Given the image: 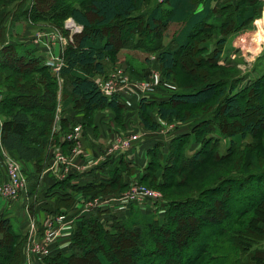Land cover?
<instances>
[{
    "label": "trees",
    "instance_id": "trees-1",
    "mask_svg": "<svg viewBox=\"0 0 264 264\" xmlns=\"http://www.w3.org/2000/svg\"><path fill=\"white\" fill-rule=\"evenodd\" d=\"M24 1H17L22 4L21 9L17 7L21 16L49 22L70 17L83 27L76 42L66 51L64 66L57 71L63 87L61 100L58 75L43 63L44 54L25 47L23 42L8 43L0 49V143L16 160L33 164V179L38 178L48 158L53 156L52 146L62 151L70 150L73 145L69 140L59 141L60 134L71 128V116L64 112L83 113L87 123L92 124L94 111L104 108L115 114L122 111L117 96H105L94 78L107 75L105 61L112 59L118 47L134 46L155 52L160 70L168 80L178 70L196 81L189 88L173 91L161 102L140 99L138 116L143 127L149 130L159 127V122L151 118L150 107H156L158 121L185 122L193 118L191 134L199 144L188 155L185 149L190 134L177 133L169 140L166 155L160 142L147 151L143 180H149L162 193L154 213L139 212L134 209V203L128 202V215L114 218L111 228H106L100 221V209H93L89 216L75 223L69 254L50 252L40 264H176L177 260L181 262L180 256L184 257V264H264V248L257 246L264 240V72L240 86L239 77L228 74L231 71L221 64L226 35L253 20L257 2L252 5L251 0H235V4L228 2L223 7L211 8L203 0V9L195 12L196 0H162L142 17L136 12L143 0H35L31 5ZM6 15L3 13L0 20ZM210 17L219 22L221 29L220 38L212 48L206 44L216 29ZM1 21L0 41L4 40ZM123 22L129 28L120 40H112L104 32L106 26ZM172 22L183 26L164 48L162 31ZM135 33L139 34L137 40L132 36ZM87 69L92 70L90 74L86 73ZM226 74L229 76L225 77ZM59 104L61 114L56 119ZM250 104L259 117L245 121L243 109ZM235 135L242 139L249 135L250 141L238 144L232 139ZM221 137L231 138L224 152L220 150ZM230 161L235 162L231 168L214 169ZM128 164L119 159L109 179L97 184L69 186L72 190L67 194L71 196L72 208L87 200L82 198L84 195H74L78 190L94 189V195L106 189L111 194L124 191L121 173L130 169ZM63 180L68 178L59 181ZM184 187H188L185 193H176ZM169 190L173 196L166 194ZM243 193L246 199L239 197L241 206L232 213L224 212V202L233 201L232 194L238 198ZM197 209L209 214V219H215L218 227L206 231L190 251L177 254L180 259H161V254L167 252L166 242L181 249L188 241L187 236L197 232L198 218L194 213ZM25 237L14 230L9 219L0 218V264H26ZM100 240L108 246H98ZM118 241L123 242L119 244L122 255L119 249L111 250ZM226 243L236 252L230 262L222 254L223 250L227 254L230 248Z\"/></svg>",
    "mask_w": 264,
    "mask_h": 264
},
{
    "label": "rangeland",
    "instance_id": "rangeland-1",
    "mask_svg": "<svg viewBox=\"0 0 264 264\" xmlns=\"http://www.w3.org/2000/svg\"><path fill=\"white\" fill-rule=\"evenodd\" d=\"M18 0H13V1H9V0H0V17L3 13H7L6 16H3V20L1 21L2 23V29L4 32V40L0 41V49H2L3 45H6L8 43H13V44H20L21 42L25 43V47L27 48H31V49H36L41 55L45 54V56H42V61L45 65H48L49 69L51 68V64L47 63V62H52L53 67L55 68V59H57V64L59 66V70H55V69H50L52 71L53 74L58 75V79L57 81L60 83V89H59V100H61L60 95L62 94V84H61V79L59 78V74L58 72L60 71L61 67L64 66L65 64V59H66V51L73 46V44L76 42V39L78 38V34L81 33V31L83 30V27L76 24L70 17L64 18L63 20L60 21H55V22H49L48 20L45 19H31L28 15H23L21 16V14L18 12L19 9L17 7H19L21 9L22 4H19L17 2ZM239 1V0H236ZM25 4H29L31 5V3L35 2V0H25L24 1ZM159 2V0H143V4L142 6L137 10L136 14L139 15H143L148 13L149 11H151V9L153 8V6H155L157 3ZM250 3H252V5L255 3V7H256V14L254 15V18L252 21L246 23L244 26L240 27L239 29H237L236 31L232 30L233 29V25L232 27H230V33H228V35H226L225 40L227 41V44L230 46V51L232 50L235 51L237 54L233 59L231 55H226L224 57H222L221 60V64H223V62H225L227 59H229L230 64L226 65V70H230L231 72H229L228 74H232L233 75H237V76H245L241 77V79H238L237 81V85L243 86L246 85L247 83L249 84L251 82L253 78V75H250L251 70H253L254 67L253 64L248 63V62H252L254 57L255 59H257L258 55H256L258 53V51H256L254 54L249 51V49H251L253 47V45H248L246 47V40H249L250 42H252V39L255 38L253 36V32L254 29H252V25L257 22V18H264V0H251L249 1ZM232 4H235V1H231ZM241 3V2H240ZM17 4H19V6H17ZM145 10V11H144ZM21 11V10H20ZM232 11V10H231ZM16 14V15H15ZM231 16H235L234 11H232ZM35 19V20H34ZM94 20V18H92ZM237 20V19H236ZM134 22V21H131ZM234 24V23H233ZM127 28H129V24L127 22H123L120 24H115L114 26H106L104 29V32L106 34L110 35V38L112 40H114L115 38L117 39L116 41L120 40L121 36L123 35H127ZM221 29H218V32ZM133 31H135L133 29ZM149 31V30H148ZM247 34V38L245 39L244 37ZM262 33H264L263 31L260 32V34L258 33V35L262 38ZM136 35L133 34L132 36ZM218 35H220V32L218 33ZM214 36V35H213ZM212 36V37H213ZM230 36V38H229ZM258 36V37H259ZM169 36H166V38H168ZM211 37V38H212ZM228 39V40H227ZM242 42L245 43V46L242 47ZM47 44L50 46L48 47ZM239 45V46H238ZM119 49V47L117 48ZM35 50V51H36ZM122 50H128V47H124L122 48ZM36 51V52H37ZM121 51V49H120ZM122 51V52H124ZM145 51V50H144ZM147 53V56L144 57V60H146V58H148L147 61L149 62H153V64H148L147 66L145 65V67L142 70L139 71H132L129 69L128 67V63H126V60L124 59L125 57L128 58V53H124V58H119L118 56H121L122 53H117L114 54V56H112V59L109 60L108 64L104 65V71L105 73H107V75H103V76H99L96 75L94 76V78H98V77H104L107 78L110 74H112L116 69L120 68L123 73H126L127 76L129 77V80L133 83H137L139 84L141 81H148L149 78L151 76L156 77L157 81L156 84H150L148 82L147 87L148 90L150 91H156L159 87L160 88H167L168 90L172 91V90H177L180 88H189L191 87L194 82L196 81H192L191 79H188L190 77L187 78V74H181L180 71H176L173 76H172V80H168V78L166 79L159 67L158 61H157V57H153V56H149L151 54L150 51H145ZM264 52V51H263ZM155 53V52H154ZM259 54H263V53H259ZM264 56V54H263ZM189 57V56H188ZM185 58V55H184ZM124 59V60H123ZM245 59L248 61H245ZM186 60V59H185ZM192 63V62H191ZM126 64V65H125ZM225 67V66H224ZM261 68V72L259 73V75H261L264 72V67H260ZM179 69V68H178ZM224 70V69H222ZM58 71V72H57ZM92 70L91 69H87L86 73L90 74ZM144 72V74H143ZM148 72V73H147ZM229 75H225V77H228ZM177 77V78H176ZM140 81V82H139ZM177 83H176V82ZM248 81V82H246ZM246 82V84H244ZM243 84V85H242ZM123 91H127V90H123ZM148 91V92H150ZM141 99V98H140ZM140 99L137 101V104L135 107L138 106V109L136 111V113L132 114V115H128V124H123L125 122V116H123V108L121 109L122 111L119 113L113 112L110 109L104 108L98 111H94V114L92 116V122L94 121L95 117L98 115V113L101 114V121L104 122V124H106L109 128L108 131V135L105 137H99L97 136V139L93 142V140H90V142L92 143V146L94 148H96V150L98 151L96 157L91 156L94 158V160H96V162H103L106 161L107 159L110 160V157L114 158V157H118L121 160H124L123 155L124 152H119L116 153L117 150H113L111 152H109L108 150V146L111 143L112 138H114L116 136L117 133H125L126 130L129 129H133L135 131H137L136 133L140 134V139L138 141L137 144H135L130 150L134 151H138V153L142 150L140 144L145 145V142H143L142 140L144 139V136L146 134H148L149 132L145 131V127H143V125L141 124L140 120H139V103H140ZM258 102V101H257ZM262 103L264 104V100L262 99ZM153 110V111H152ZM149 111L153 112V115H151V118H154V114H156V107H150ZM197 112H199V109L195 110ZM61 114V105H58L57 108V113H56V119H58L60 117ZM65 114V112L63 113ZM77 115H74V117H71V124H70V129L66 132H64L63 134H60L59 137V141L60 143L64 142L65 140H67L64 137L67 136L68 134H70L71 132H73L74 127L75 126H80V138H85V135L83 134V126L88 128L89 126H91V124L87 123V121L84 118V114L83 113H76ZM99 114V116H100ZM157 115V114H156ZM243 115L245 118V121H247L248 118H254V119H258L259 114L256 113L255 109L251 108V104L249 105V107H246L243 109ZM134 118V119H133ZM133 119V120H131ZM158 119V117H157ZM193 119V118H192ZM192 119H187L185 122H180L178 119L177 120H173V121H160L159 123V127L157 128V132H164V137L166 138V140H163V142H167L169 139L168 137L171 136V138L173 137V135H170L172 132V130H177L178 131H182V130H186L188 128L189 132L188 134H190V139L192 138V136H194L193 134H191V128L190 125L193 123ZM131 120V121H130ZM2 121V117L0 116V122ZM158 122V121H157ZM230 129V127H229ZM173 131V132H174ZM156 132H151V134L153 135ZM152 139L149 141L151 143V141H153L154 139H158V138H154V135L152 136ZM147 136V135H146ZM170 138V139H171ZM232 139H235L234 141L237 142L238 144H243L246 141H250V136L247 135L246 137H244L243 139L241 137H239V135H235L232 137ZM85 140V139H84ZM227 141H225V144L223 145V147H227L229 145V142L231 140V138L226 139ZM190 141V140H189ZM193 141H195V138L193 139ZM73 143V142H72ZM97 145V146H96ZM151 146V145H150ZM81 150L83 151V147L81 146ZM153 147V146H152ZM150 147V148H152ZM188 146H186L187 149ZM72 147L66 150H62L60 149V147H51L50 152H53V158L56 160H59L56 156H55V150L58 149L60 150L59 155L64 156L65 159V163L68 164L69 169H71L72 167H77L78 165H81L83 163V157L80 155V152L75 153V155L73 156V152H72ZM78 148V146H77ZM141 148V150H140ZM149 148V149H150ZM199 148V147H198ZM223 148V149H224ZM149 149H146V160L148 159L147 156V151ZM185 149V152H186ZM129 150V151H130ZM140 150V151H139ZM84 152V151H83ZM111 153V154H108ZM11 158V155H8ZM72 158V160L70 161L69 159ZM15 159V158H14ZM118 159V160H119ZM61 161V160H59ZM89 161V160H88ZM90 161H92V159H90ZM18 164L21 166L22 168V162L21 161H17ZM62 162V161H61ZM78 162H80V164H78ZM146 161L144 160V165H145ZM235 162L230 161V163H220L215 167L214 169L216 170H220L221 168L225 167V168H231V166H234ZM130 169L126 172H122L121 174L125 173V176H127V179L125 181V183L123 182V184L125 185L126 189L122 192H118V193H114L111 194L109 193V189L106 190H102L103 192H101L100 194L94 195L96 192L91 191V192H80L78 193V195H84L82 198H86V201H92L95 198L98 197H108V196H119V195H123L125 192L128 191V185L127 182L129 183L132 180L137 181L136 184L140 185V186H145L146 188L155 191L157 193L158 196L162 197V193L160 192V189L158 187H155L152 184H149V180H143V177L145 175V170L144 173H141L140 170H134L135 167L134 165H130ZM128 168V166H127ZM62 168H59V172L62 173ZM211 170H213V168H211ZM141 173V175H140ZM0 174L1 171H0ZM139 178H138V177ZM131 177V178H130ZM130 178V180H128ZM161 179V175H158V180ZM2 182V181H0ZM26 184H27V179L25 180V185L23 187V191H25L26 188ZM188 187H184V188H179L176 190V193L182 194L185 193L187 191ZM169 191H167V195L168 196H173L174 194H170ZM245 193V191H244ZM244 193L242 194V196H235L234 194H232L234 200H226L223 204V210L224 212H234L236 209H238L241 206V198H245ZM21 194V193H20ZM247 195V193H246ZM20 196V195H19ZM18 196V197H19ZM77 196V195H76ZM17 197V198H18ZM241 197V198H239ZM82 198L80 200H82ZM246 199V198H245ZM12 200H16L15 199H3L0 197V205H4L5 203H7V206H9V204L13 203ZM85 201V202H86ZM32 202V200H31ZM131 204H135V210H139V212L142 211H148V212H153L154 213V209H153V205L152 202L148 203V205L142 201H130ZM74 203V202H73ZM82 204L78 205V207H80ZM90 204L87 202L84 206H89ZM72 203L71 206L72 207ZM84 206H82V208H84ZM118 206L123 210L125 208V203L121 202L118 204ZM77 207V205H76ZM141 208V209H140ZM203 208V206H202ZM76 209V208H74ZM118 209V210H121ZM194 213H197L196 216L198 218V229L197 232H193L191 233L189 236H187L188 241H186L184 247H182L181 249L178 248L177 246H175V244H173L172 242H166L167 243V252L161 254L160 258L164 260V258H169L171 257L172 259H176L179 258V255L177 256V254H182L184 252H188L190 251L194 245L196 243H199L202 240L203 235L205 234L206 231H211L213 230V228L218 227L217 224L219 223H214L215 219H209L207 216L209 214H202L200 212V209H197ZM198 213L202 214L200 216H198ZM2 214V213H1ZM57 213H54V215ZM65 215V220H67L66 215ZM186 215V214H184ZM183 215V216H184ZM1 216V215H0ZM194 216V217H196ZM159 217L161 218V214H159ZM31 218H33V216H31ZM27 230H28V223H27V228H26V233L27 234ZM156 238L161 242V238L159 235L156 236ZM169 241V240H168ZM123 244L122 241H118L115 242L114 245H112L111 250H118L121 251L122 248L120 247L119 244ZM121 244V245H122ZM129 245V244H128ZM98 246L100 247H106L108 246L107 242H105L104 240H100ZM226 246H229L228 243H226ZM257 246L264 248V240L259 243ZM230 248L227 251V254H225L224 250H223V255H225L227 257V261L230 262L234 259L236 252L235 250L231 247V245L229 246ZM121 248V249H120ZM123 251V250H122ZM120 252L119 254L122 255L123 252ZM181 258V262H179V260H177L176 264H184L183 262V256H180ZM179 258V259H180ZM220 264V263H218Z\"/></svg>",
    "mask_w": 264,
    "mask_h": 264
},
{
    "label": "crops",
    "instance_id": "crops-1",
    "mask_svg": "<svg viewBox=\"0 0 264 264\" xmlns=\"http://www.w3.org/2000/svg\"><path fill=\"white\" fill-rule=\"evenodd\" d=\"M233 0H205V5L212 7H223L228 2L231 3ZM235 1V0H234ZM203 0H196V9L195 12H200L203 9ZM166 4V3H165ZM164 5H161L162 7H165ZM145 11V10H144ZM264 11V10H263ZM264 15V13H263ZM257 22H255L252 25V29H254V34L253 36L255 38L252 39V42L249 40H246V47L248 45H253L249 51H251L253 54L258 51L256 55H258L257 59H253L252 63L254 67L253 70L249 71L251 72L250 75H253V78L255 79L256 77L259 76V73L261 72L260 67H264V33H262L263 37L261 38L258 33L260 34L261 31L264 32V18H257ZM210 23L216 25L215 33L214 36L206 41V44L208 45L209 48H212L215 44V42L220 38V35H218V29H219V22L216 21L214 18L210 17ZM183 26V23H178V22H172L167 25V27L162 31V44L164 48H167L171 42V39L173 35L175 36L179 29ZM246 34V33H245ZM139 34H136L133 36L134 40L138 39ZM166 36H169L166 38ZM259 36V37H258ZM230 38V36H229ZM245 39L247 38V34L244 37ZM228 40V39H227ZM239 46V45H238ZM245 46V43L242 42V47ZM120 49H118L115 53H122L121 56H118L119 58H124V53H128V58H124L126 60V63H128V67L132 71H139L142 70L145 65L147 66L148 64H153V62L144 60V57L147 56V53L140 47H134V46H128V50H125L122 52ZM236 52L232 50L230 51V46L227 44L226 49L222 53V57L226 55H231L232 59L237 55L235 54ZM259 53H263L262 55ZM151 54V53H149ZM156 57V54L152 52L151 55ZM148 57V56H147ZM123 59V60H124ZM223 61V60H222ZM105 64H108L109 60L105 61ZM229 59H227L225 62H223L224 65H228L230 63ZM148 73V72H147ZM144 74V72H143ZM238 79H241V77H244L243 75L238 76ZM248 82V81H246ZM246 82L244 84H246ZM243 85V84H242ZM179 89H177L178 91ZM176 90H168L167 88H158L156 91L151 92L149 94H144V96L138 94L137 92H134L130 90L128 91H122L121 95L119 97V102L122 104V110H123V116H125V122L123 124H128V115H132L136 113L138 106H136L137 101L140 98L146 97L149 101H155V102H161L164 100H167L170 96V94ZM100 113L95 117L94 121L92 122L91 126L88 128H84L83 134L85 135V140L83 138H80V144L83 147L84 153H86L89 157L94 156L96 157L98 151L96 148L92 146V143L97 139V136L99 137H105L108 135L109 128L104 122L101 120V114ZM64 115L68 116H73L77 115L76 113H70V112H65ZM154 120L158 121L157 115L154 114ZM134 119V118H133ZM131 119V120H133ZM130 120V121H131ZM160 123V121H158ZM191 126V125H190ZM146 132H149L144 136V139L142 140L145 142V145L140 144V152L138 151H128L125 155H123L124 160L129 163L130 165H134L135 169L134 170H140L141 173H144L145 170V165H144V160L147 162L148 159L146 160V149H149L150 147L154 146L157 143H163L164 148H165V155L167 154V145L169 143V140L171 136L168 137L167 142H163V140H166L164 137V132H157L158 130H149L145 128ZM172 130L170 135L175 136L177 133H188L189 130L188 128L186 130L178 131ZM151 132H156L154 133V139L149 142L152 137H151ZM218 133H216L217 135ZM152 135V136H153ZM220 137V136H219ZM194 136L189 141L188 147L186 149V154L190 155L192 154L196 149H198L199 144L196 141H193ZM227 138L221 137L220 138V150L222 152L225 151V149L228 147H223L225 144V141ZM90 140H93V142H90ZM235 140V139H233ZM229 141V139H228ZM151 145V146H150ZM97 146V145H96ZM224 148V149H223ZM10 155L5 147L0 143V171L2 174H0V181H4L6 179V164H5V156ZM165 155L163 158H165ZM119 156L117 157H110V160L107 159L106 161L103 162H96L94 166L86 171L80 172L76 167H72L70 171H68L65 174H62L59 172V168H63L64 166H68L67 163L61 162L59 160H56L53 158V156L49 157L47 160V163L45 164V168L41 171V173L38 175L37 179H33L31 175L34 173V166L30 162H22V166H24V174L26 175L27 178V184L25 191H21L20 196L12 201L13 203L9 204L7 206V203L4 205H0V218H7L10 220L14 230L17 233H20L22 236L26 233V228H27V223L28 220L33 216V219L35 220L38 230L41 232V226L43 220L46 218L47 214L49 213H58L60 214L61 212L67 214L66 215V222L62 226V229L59 231V233L56 235V237L53 239L50 247V254H54L57 252H61L64 255L69 254V242H70V237L71 233L73 231V228L75 226V223L85 216H89L92 212L93 209H96L97 207H84L80 208L78 207L77 209H73L71 206V196L67 194V191H71L69 186H79L83 187L86 184H97L100 180H107L109 179L110 176V171L119 165ZM80 164V162H78ZM146 164V163H145ZM140 173V175H141ZM68 178L66 181H59L62 180L63 178ZM138 177V176H137ZM123 182L125 183L127 176H125V173L122 174ZM131 178V177H130ZM130 178L128 180H130ZM139 178V177H138ZM81 191L83 192H91L95 191L94 189L91 190H78L75 191L76 193L74 195H78ZM161 197L159 196L156 199L153 200H146L144 201L147 205L148 203L152 202L153 209H155V203L159 202L158 200ZM32 200V202H31ZM126 205V204H125ZM115 205V202L111 204L110 206H107L105 208H99L101 211L100 215V221L102 222V225L105 226L106 228H111V224L113 223L114 218H123L126 215H128V205L125 206V208L122 210H118L117 206ZM159 214H161L163 211L160 209ZM2 213V214H1ZM26 235V234H25ZM42 259V258H41ZM38 259L34 262V264H40V260Z\"/></svg>",
    "mask_w": 264,
    "mask_h": 264
},
{
    "label": "built area",
    "instance_id": "built-area-1",
    "mask_svg": "<svg viewBox=\"0 0 264 264\" xmlns=\"http://www.w3.org/2000/svg\"><path fill=\"white\" fill-rule=\"evenodd\" d=\"M47 46L50 47L48 44ZM56 60L57 59H55L54 61L55 68L53 67L52 62L47 63L51 64L52 69L59 70V66ZM95 81L101 89L102 93L105 96L110 97L116 95L117 93H120L123 90H127L128 92L132 90L134 92H137L138 94L150 93L152 91L148 90L147 84L148 82L150 84H156L157 79L156 77L151 76L148 81H139V84H137L138 82L133 83L129 80L127 74L123 73V71L118 68L112 74H110L108 78L104 79L103 77H98L95 79ZM80 131V126H75L73 132L65 136L63 140H65L66 138L67 140L73 142V156L75 155V153L80 152V155L84 158L83 162L86 163H83L76 167L78 171L83 172L91 168L92 165L96 163V160H94V158L91 156L89 157L86 153L81 150ZM136 132L137 131L133 129H129L126 130L125 133H117L116 136L112 138L111 143L107 147L109 152L117 150L116 153H123L130 149L133 146V143L139 141L140 139V134ZM59 153L60 150L56 149L55 156L62 162H65L66 158L64 156L59 155ZM72 158L73 157H71L69 160L71 161ZM90 159H92V161H90ZM17 161L18 160L11 158L8 155L5 156L6 180L0 182V197L3 199H17L25 185L26 176ZM61 170L62 174H65L70 171L69 166H64ZM136 183L137 181L135 180L130 181L128 183V191L125 192L123 195H119L117 197H98L92 201L90 200L82 202L80 208L82 209V206H84L87 202L90 205L84 207H97L100 209L110 206L115 202L117 208L121 209L118 206V204L121 202L127 205L130 201L142 202L150 199H156L159 197L155 191H152L146 188L145 186H140ZM80 203L81 201L77 204V207L75 206L76 209L78 208V205H80ZM65 222L66 220L64 213L55 215L52 213L47 214L46 218L42 222L41 232L40 230L37 232L38 227L35 220L33 218H30L28 220V230L23 248L24 262L26 264H34L36 260L41 259L49 254L51 243L56 237V235L59 233V231L62 229V226L65 224Z\"/></svg>",
    "mask_w": 264,
    "mask_h": 264
}]
</instances>
